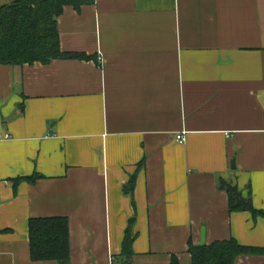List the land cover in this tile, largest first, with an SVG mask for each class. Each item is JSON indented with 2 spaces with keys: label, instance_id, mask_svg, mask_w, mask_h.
<instances>
[{
  "label": "crops",
  "instance_id": "obj_1",
  "mask_svg": "<svg viewBox=\"0 0 264 264\" xmlns=\"http://www.w3.org/2000/svg\"><path fill=\"white\" fill-rule=\"evenodd\" d=\"M63 10L62 50L94 59L0 64V264H59L30 253L29 220L54 216L69 264H115L132 221L131 264H193L202 230L264 248V216L220 186L264 211V0Z\"/></svg>",
  "mask_w": 264,
  "mask_h": 264
},
{
  "label": "trees",
  "instance_id": "obj_2",
  "mask_svg": "<svg viewBox=\"0 0 264 264\" xmlns=\"http://www.w3.org/2000/svg\"><path fill=\"white\" fill-rule=\"evenodd\" d=\"M95 0H18L0 8V64L21 66L54 59H88L95 56L86 53L63 51L61 48L58 17L65 6L79 10ZM38 175L16 179L34 182ZM135 176L131 183L134 184ZM220 186L229 194L230 211H251L255 218L264 216V211L255 208L251 197L244 198L239 188L226 181ZM128 190V188H127ZM133 221L125 233L122 253L115 258V264H131L134 254ZM30 253L34 260H57L59 264L70 262L69 222L67 217H39L29 220ZM193 264H235L242 254L264 255L263 247L246 246L236 239L216 241L211 244L189 243ZM171 264H178L174 258Z\"/></svg>",
  "mask_w": 264,
  "mask_h": 264
},
{
  "label": "built area",
  "instance_id": "obj_3",
  "mask_svg": "<svg viewBox=\"0 0 264 264\" xmlns=\"http://www.w3.org/2000/svg\"><path fill=\"white\" fill-rule=\"evenodd\" d=\"M6 136H9V134H7ZM229 136V134H228ZM177 141L180 143H184L187 139V133L185 131H183L181 134H178L176 137Z\"/></svg>",
  "mask_w": 264,
  "mask_h": 264
},
{
  "label": "water",
  "instance_id": "obj_4",
  "mask_svg": "<svg viewBox=\"0 0 264 264\" xmlns=\"http://www.w3.org/2000/svg\"><path fill=\"white\" fill-rule=\"evenodd\" d=\"M202 240L200 242V245H205L206 243V233H205V230H202Z\"/></svg>",
  "mask_w": 264,
  "mask_h": 264
}]
</instances>
